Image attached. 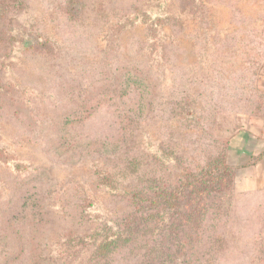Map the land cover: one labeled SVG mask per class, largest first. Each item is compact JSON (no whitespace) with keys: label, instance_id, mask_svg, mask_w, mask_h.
<instances>
[{"label":"rangeland","instance_id":"rangeland-1","mask_svg":"<svg viewBox=\"0 0 264 264\" xmlns=\"http://www.w3.org/2000/svg\"><path fill=\"white\" fill-rule=\"evenodd\" d=\"M2 1L0 264L154 260L224 158L233 204L189 261L264 264L261 154L232 150L264 121V0Z\"/></svg>","mask_w":264,"mask_h":264},{"label":"trees","instance_id":"trees-1","mask_svg":"<svg viewBox=\"0 0 264 264\" xmlns=\"http://www.w3.org/2000/svg\"><path fill=\"white\" fill-rule=\"evenodd\" d=\"M4 5L5 2L0 0V8ZM224 159H222L221 165H215L212 170L213 172H207L201 180L191 182L188 185L181 184L180 188L183 189L181 192H177L182 195L181 198L174 194L171 196V198L177 200L176 203L181 212H177L178 218L176 224L173 223V216H170V219H165L171 221V225L169 226L170 230L169 227H166L162 231V238L166 244L159 248H157L156 245L155 250L160 254L154 260H147L145 264H191L188 257L192 254V249H194L195 245L198 246L202 244L205 237V230L198 226H200L202 221L208 216H211L210 219L214 221L213 219L221 215L220 210L223 207L229 209L233 204L232 197L234 195L231 196V194L234 190V175L230 176L229 173L233 168L229 167ZM260 160H262V156L252 157L243 168L253 166ZM222 165L223 168H225L224 171L220 170V166ZM209 175H212V179L206 180ZM209 184L210 186H208ZM178 189L179 187L176 188V190ZM207 198L209 199V204H207ZM211 198L215 200L212 201ZM134 205L135 210L137 212L140 211L135 203ZM175 205L176 204H172V206ZM221 206L222 208H220ZM136 215L133 216L135 218L133 225L134 230L139 231V220H141V217ZM174 215L176 214L174 213ZM149 216L151 217L150 214ZM142 220L145 222L146 219L142 217ZM128 227L131 230L132 227ZM154 232L155 231H153V233ZM207 239H210V248H212L213 254L218 256L217 244L223 245V236L217 235L214 240L208 236ZM129 242H131L130 237H128L126 243ZM111 244L112 242L109 245Z\"/></svg>","mask_w":264,"mask_h":264},{"label":"crops","instance_id":"crops-1","mask_svg":"<svg viewBox=\"0 0 264 264\" xmlns=\"http://www.w3.org/2000/svg\"><path fill=\"white\" fill-rule=\"evenodd\" d=\"M258 129H261L260 134H254V131L251 130L248 132H239L234 136L232 142V150L239 154L244 162L249 156L262 155V160L256 163L255 166L249 167L250 171H252L250 173H253V171L256 170L254 171L256 174L259 171V168L264 167V121L257 130Z\"/></svg>","mask_w":264,"mask_h":264}]
</instances>
